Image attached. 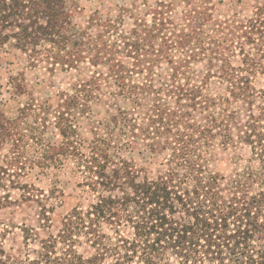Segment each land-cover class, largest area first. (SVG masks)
<instances>
[{"label": "trees", "instance_id": "1", "mask_svg": "<svg viewBox=\"0 0 264 264\" xmlns=\"http://www.w3.org/2000/svg\"><path fill=\"white\" fill-rule=\"evenodd\" d=\"M219 1L131 0L81 22L78 0H0L1 47L91 69L15 118L0 101V187L72 159L89 194L55 234L26 229L34 256L10 264H264V0L224 18ZM225 156L241 169L214 171ZM23 190L51 228L48 196Z\"/></svg>", "mask_w": 264, "mask_h": 264}, {"label": "rangeland", "instance_id": "2", "mask_svg": "<svg viewBox=\"0 0 264 264\" xmlns=\"http://www.w3.org/2000/svg\"><path fill=\"white\" fill-rule=\"evenodd\" d=\"M130 1L78 0L81 8L80 21L86 22L95 14L102 18L109 15L115 16L120 11V7L127 5ZM244 2L243 7L246 6L249 9L253 0H244ZM241 7L238 0H221L217 2L216 16L219 18L230 16ZM90 75L91 69L86 65L63 71L60 66L33 63L26 54L11 45L0 46V101L5 103L4 109L11 118L17 117L19 109L32 100L56 99L59 93L72 91L76 84L88 79ZM14 76H19L24 81L26 90L23 93L15 92L11 84V78ZM29 120L33 122L34 118L30 117ZM45 133L48 140L57 139L52 133L51 126ZM81 138L84 142L92 139V134L87 127L81 129ZM124 156L131 157V154L125 153ZM135 158L138 163H142L137 156ZM240 166L241 163H235L225 156L222 161L213 162L211 167L221 174L233 175L237 169H241ZM82 178L74 160L63 159L61 163L52 164L43 170L35 168L28 175L16 178L18 182L14 186H10L7 182V187H0V199L8 195L11 200L7 206H0V245L3 249L0 251V264H10V258L13 261L17 255H20L22 259H25L28 254L31 257L34 256L28 253V247H35L37 242L26 241V233H28L26 229L40 232L41 237L55 234L59 228L61 215L78 203L83 205L88 203L89 194L80 186ZM25 184L33 185L35 193L48 196L43 198L47 209L54 206L55 221L51 228L44 227L42 224L43 205L35 199L26 201L27 192L23 190Z\"/></svg>", "mask_w": 264, "mask_h": 264}]
</instances>
